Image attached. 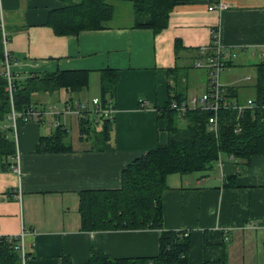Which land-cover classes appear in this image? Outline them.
Here are the masks:
<instances>
[{
    "label": "crops",
    "instance_id": "0c3cea01",
    "mask_svg": "<svg viewBox=\"0 0 264 264\" xmlns=\"http://www.w3.org/2000/svg\"><path fill=\"white\" fill-rule=\"evenodd\" d=\"M219 2L228 5L218 9ZM65 4L64 0H0L6 46L21 61L13 70L25 76L33 70L90 69L86 94L36 92L38 107L62 105L70 97L99 98L95 90H101V70H114L110 145L91 148V140L80 138L79 115L63 112L59 123L69 130L70 150L35 151L40 136L55 129L54 116L19 122V169L13 164L2 169L0 159V236H18L27 230L23 239L28 256L22 264H61L65 256L80 264L96 248L112 258L152 257L159 252V229L85 230L79 192L121 187L129 161L168 142L167 101L175 93L199 96L191 90L202 84V92L206 90L208 71L194 62L202 56L200 46L213 42V34L222 47L236 53L222 82L241 90L253 80L254 74L239 73L238 66L255 69L263 55L264 0H178L167 26L157 32L133 27L128 4H121L106 28L74 35L57 34L46 22L50 10ZM122 5H127L126 11L121 12ZM245 75L252 79L247 81ZM167 184L162 220L165 228L189 234V264H264L262 154L246 161L221 155L205 172L169 174Z\"/></svg>",
    "mask_w": 264,
    "mask_h": 264
},
{
    "label": "trees",
    "instance_id": "16d2710c",
    "mask_svg": "<svg viewBox=\"0 0 264 264\" xmlns=\"http://www.w3.org/2000/svg\"><path fill=\"white\" fill-rule=\"evenodd\" d=\"M62 7L49 11L48 25L63 35L79 34L88 29L107 27L115 20L119 5L128 4L132 13L131 25L136 28H151L155 32L167 26L171 8L178 0H64ZM214 55L209 50L208 56ZM231 61L225 62L230 65ZM2 65V63H1ZM0 65V159L2 169L14 164L16 142L12 138L13 128L4 126L9 120L11 100L6 89V78ZM255 73L251 83L226 86V95L238 103L250 98L255 107L239 111L234 107L221 108L216 114L217 128L210 129L208 117L214 114L204 108H188L184 114L169 108L174 99H188L185 94H174L165 106L168 114L167 143L148 149L126 164L122 172V185L116 189L80 190L79 209L85 230L142 229L160 230L159 252L152 257L112 258L102 250L92 249L90 258L80 264H189L190 236L185 231L167 229L162 220L163 191L167 188V176L173 173L187 174L205 172L218 161L221 155L246 161L252 155L264 156V52L254 63ZM90 69L33 70L27 75L15 73L12 94L13 108L25 110L34 103V93L65 91L76 94L89 87ZM112 69L101 70L99 95L100 107L112 106L116 82ZM244 88L252 93L244 96ZM74 99L70 97V100ZM85 110L79 115L80 138L91 140V148L106 149L113 130L112 118L108 115L96 117ZM100 127V128H99ZM68 128L61 123L50 134L40 136L35 151L58 152L70 150L66 138ZM18 238L0 236V264H22V253L17 248ZM28 256V253H26ZM61 264H75L65 256ZM206 264L212 263L211 261Z\"/></svg>",
    "mask_w": 264,
    "mask_h": 264
},
{
    "label": "built area",
    "instance_id": "2783aa9c",
    "mask_svg": "<svg viewBox=\"0 0 264 264\" xmlns=\"http://www.w3.org/2000/svg\"><path fill=\"white\" fill-rule=\"evenodd\" d=\"M227 5V2H219L218 4H215V7L218 9H225ZM213 7L214 5L209 6V9H213ZM0 28L1 30H3L2 24H0ZM2 44H4L5 48L2 53L3 59L1 71L3 72L5 77H7L6 89L8 91L9 100H11L10 112L8 113L9 120L6 124H3V127L9 125L11 128H13L12 138L14 139V142H16L17 140V134L19 130L18 125L21 121H42L45 120L49 115H52L54 116L53 125L57 127V125L59 124L60 116L63 114V112L76 113L80 115L82 112L87 110L95 114V117H93L95 122L97 119L96 117L105 115H108L109 117L112 116L113 111H115L114 108L112 106L100 107L99 98H93L91 105H89L87 101H82L80 100V98H76L71 100H65L63 101L62 105L50 103L47 106L38 107L36 104L32 103L27 106L25 110H14L12 100L14 86L12 82L15 78L16 72H14L13 67L19 65L21 61L20 58H16L8 51V48L6 46V33L4 30ZM209 50L213 51L214 55L209 54L208 56ZM198 51L202 56L201 58L195 60L194 65L200 68L204 67L208 71L207 76L209 81L206 90L202 92L201 96H189L188 99L179 102L177 101V99H174L169 103V108L177 109L180 114H184L188 110V108L191 107H200L206 110L214 111V114L208 117V121L210 122V129L215 132L217 128L216 114L219 109L234 107L235 109L241 112L244 110V108H254L255 105L250 98H246L243 103H238L233 99H229L226 95L227 85L224 84L219 78L221 71L228 68V65H226L225 62L229 61L230 58L235 57V52H233L229 48L222 47L220 40L218 39V37H216L215 34H213V42L208 47L200 46ZM243 78L247 79V81H250L252 79L250 76L246 75ZM144 105L145 103L142 102V106ZM14 160L15 162L12 165V168L18 170V162H20V157L15 154ZM26 231L27 230H24L18 236H7L9 239L12 237L19 239V244L17 248L19 249L20 253H22L23 260H25L27 257L24 249L25 244L23 239Z\"/></svg>",
    "mask_w": 264,
    "mask_h": 264
},
{
    "label": "rangeland",
    "instance_id": "374dc122",
    "mask_svg": "<svg viewBox=\"0 0 264 264\" xmlns=\"http://www.w3.org/2000/svg\"><path fill=\"white\" fill-rule=\"evenodd\" d=\"M121 8V12L122 11H126V9H127V5H122V7H120ZM257 59V58H256ZM235 61H236V59H235ZM239 68H238V72L239 73H244V72H246V73H250V74H254L253 72L255 71V69L251 66V65H243V66H238ZM227 72H229V71H226V70H223V71H221V73H220V76H219V78H220V80H222L223 79V75L224 74H226ZM202 78V82H204L206 79L204 78V75L201 77ZM207 78V83H208V81H209V79H208V76L206 77ZM253 78H254V76H253ZM191 81H192V79H191ZM253 81V80H252ZM252 81H250L249 83H251ZM204 84H202V85H200L199 87H197V88H195L194 90H191L192 91V93H195V94H198L199 96L200 95H202V90L204 89ZM86 92H87V89H85V90H82L81 92H76V95L77 96H80V95H84V94H86ZM241 92H243L242 94L244 95V96H246V95H249V94H251L252 93V91H251V89H248V88H244V90L243 91H241ZM95 94L96 95H98V97H99V95H100V91L99 90H95ZM92 96V95H91ZM91 96L89 95V97L91 98ZM85 97V96H84ZM90 98H87V99H89L90 101H87L88 103H89V105H91V103H92V99H93V97L90 99ZM82 101H85V100H82Z\"/></svg>",
    "mask_w": 264,
    "mask_h": 264
}]
</instances>
